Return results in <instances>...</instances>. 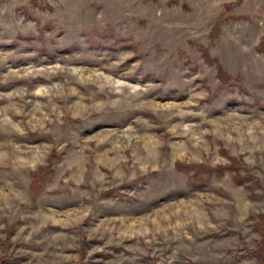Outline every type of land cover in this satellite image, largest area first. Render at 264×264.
Here are the masks:
<instances>
[{
	"label": "rangeland",
	"instance_id": "374dc122",
	"mask_svg": "<svg viewBox=\"0 0 264 264\" xmlns=\"http://www.w3.org/2000/svg\"><path fill=\"white\" fill-rule=\"evenodd\" d=\"M263 215L264 0H0V264H264Z\"/></svg>",
	"mask_w": 264,
	"mask_h": 264
},
{
	"label": "trees",
	"instance_id": "16d2710c",
	"mask_svg": "<svg viewBox=\"0 0 264 264\" xmlns=\"http://www.w3.org/2000/svg\"><path fill=\"white\" fill-rule=\"evenodd\" d=\"M261 222L256 224V227L258 230L264 232V227L262 225H264V215L261 216ZM259 224V225H258ZM255 255L260 258L263 262H264V240L262 242H260L258 248L256 250H254Z\"/></svg>",
	"mask_w": 264,
	"mask_h": 264
}]
</instances>
